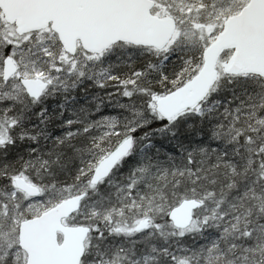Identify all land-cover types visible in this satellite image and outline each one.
I'll list each match as a JSON object with an SVG mask.
<instances>
[{
    "label": "snow or ice",
    "instance_id": "snow-or-ice-1",
    "mask_svg": "<svg viewBox=\"0 0 264 264\" xmlns=\"http://www.w3.org/2000/svg\"><path fill=\"white\" fill-rule=\"evenodd\" d=\"M0 264H264V0H0Z\"/></svg>",
    "mask_w": 264,
    "mask_h": 264
}]
</instances>
